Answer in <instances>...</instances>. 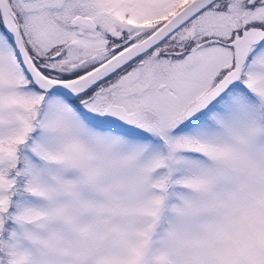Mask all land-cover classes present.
<instances>
[{
	"label": "snow or ice",
	"instance_id": "snow-or-ice-1",
	"mask_svg": "<svg viewBox=\"0 0 264 264\" xmlns=\"http://www.w3.org/2000/svg\"><path fill=\"white\" fill-rule=\"evenodd\" d=\"M0 264H264V0H0Z\"/></svg>",
	"mask_w": 264,
	"mask_h": 264
}]
</instances>
